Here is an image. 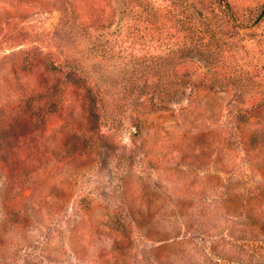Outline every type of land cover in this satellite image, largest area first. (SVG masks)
Masks as SVG:
<instances>
[{"label": "trees", "instance_id": "16d2710c", "mask_svg": "<svg viewBox=\"0 0 264 264\" xmlns=\"http://www.w3.org/2000/svg\"><path fill=\"white\" fill-rule=\"evenodd\" d=\"M163 1L166 14L147 5L144 18L150 25L138 33L139 40L148 36L155 42L154 51L138 54L118 49L122 31L121 26L112 30L116 20L93 21L78 0L59 1L65 6L59 26L40 46H14L20 37L0 18V46L12 45L0 56V72L17 88L2 94L0 88V237L14 220V206L36 191L24 180L27 169L46 177L37 186L50 172H65L61 194L67 198L95 162L100 175L109 158L122 167L126 150H143L141 167L158 171L160 179L152 151H165L171 139L166 128L146 117L165 113L186 123L198 94L220 92L238 112L227 122L232 129L212 137L210 153L218 159L239 151L247 170L241 167L222 187L182 185L167 204L128 200L126 184L139 176L127 171L116 185L122 202L101 215L102 224L123 242L134 232L152 241L155 246L142 257L147 264H264V140L242 127L264 107V5L243 10L236 0ZM204 1L211 7L206 9ZM126 119L133 131L129 144L121 140ZM189 168L197 165L190 161ZM11 191L18 195L11 197ZM94 206L89 193L77 195L62 243L72 247L76 229ZM119 243L113 240L106 253L113 264H118ZM101 258L94 263L103 264Z\"/></svg>", "mask_w": 264, "mask_h": 264}, {"label": "rangeland", "instance_id": "374dc122", "mask_svg": "<svg viewBox=\"0 0 264 264\" xmlns=\"http://www.w3.org/2000/svg\"><path fill=\"white\" fill-rule=\"evenodd\" d=\"M59 1L61 0H0V18L5 17L3 21L6 20L10 30L20 37L13 45L27 47L34 43L40 46L41 40L47 42L49 32L59 26V13L65 8ZM78 1L84 13H87L93 21L105 16H109L113 24L116 20L117 24L112 27V30L121 26L119 31H122V36L118 48L120 51L125 49L127 53L136 54L154 51L155 42L148 36L142 41L139 40L138 33H145L142 28H148L150 25L144 18L150 10L147 5H150L153 10L166 14V2L163 0H137L136 5H133L135 0ZM236 1L243 10L264 5V0ZM203 3L206 9L211 7L210 1ZM102 12L104 16H101ZM121 13L124 14L121 16ZM133 27L138 30H134ZM11 46L1 45L0 56L3 52H9ZM3 75L2 70L0 72L1 94L17 90L12 87L10 80L6 79L7 82H4L6 80ZM193 106L194 113L190 114V119L188 118L186 123L176 122L165 113L146 117L147 120L166 128L171 139L165 151L158 153L152 151V161L159 165L162 172L160 179L155 174L158 171L141 167L143 150L131 152L126 150L125 164L122 167L116 164L117 158H109L108 168L104 169L100 175L97 174L98 165L95 162V166L93 164L81 173L79 182L73 183L75 190L67 198L61 194L65 192L63 187L65 172L59 175L58 172H50V177L42 183L41 187L37 184L46 177H40L35 170L27 169L24 180L30 185H36V191L30 192L27 202H19L14 206L15 212L12 218L14 220L4 227V233L0 237V261L3 264H95L94 261H97L100 255L103 264H113L114 260H110L106 253L110 251L114 240L117 243L120 242L116 251L118 264H147L142 257L148 256L151 248L155 246L152 241L142 239L138 232H134L129 236L131 239L128 242L127 240L123 242L117 238V234L109 232L102 224L105 217L101 215H107V211H112L118 203L122 202L118 193L120 186L116 187L119 178L125 177L127 171L139 176L133 177L126 184L129 192L128 200L137 203L147 198L154 203L161 200L162 203L167 204L168 199H174V195L182 185L222 187L228 183L230 175L241 167L247 170V166L240 159L242 153L239 151H230L218 159L210 153V144L214 140L212 137H215L217 132L223 133V129L233 128L229 123L233 121L231 115L238 112L236 103L224 93L203 91L197 95ZM124 123L126 129L121 133V140L129 144L133 131L127 127L130 124L128 119ZM242 127L252 137L264 140V107L253 111ZM122 154L119 152V158ZM99 161L100 159L97 160ZM190 161L197 165L196 169H188ZM43 165L46 164L43 163ZM45 169L42 171L48 173ZM190 171H194V175ZM207 174L216 175L217 178L211 179V182L202 180L201 178ZM61 179L62 184H60ZM3 186L0 178V189ZM18 186L21 187V185ZM84 192L90 194V199L94 201L95 206L90 217L79 224L77 233L74 234L72 247H68L62 243V239L72 225L71 223L68 225V221L70 217H74L71 209L75 205L77 195L79 197ZM9 195L16 197L18 192L11 191ZM159 211L162 212L163 209ZM20 217H24L25 221L21 222ZM178 235L187 234L179 231ZM141 240L146 242L142 244ZM73 252L80 257V263L74 260Z\"/></svg>", "mask_w": 264, "mask_h": 264}]
</instances>
